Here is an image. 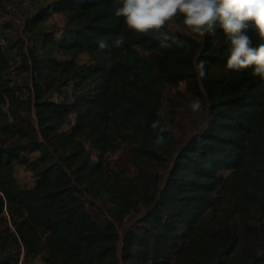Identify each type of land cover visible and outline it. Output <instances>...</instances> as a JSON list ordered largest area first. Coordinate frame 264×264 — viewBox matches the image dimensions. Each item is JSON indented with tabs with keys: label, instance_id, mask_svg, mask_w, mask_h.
Masks as SVG:
<instances>
[{
	"label": "trees",
	"instance_id": "trees-1",
	"mask_svg": "<svg viewBox=\"0 0 264 264\" xmlns=\"http://www.w3.org/2000/svg\"><path fill=\"white\" fill-rule=\"evenodd\" d=\"M121 6L53 0L25 18L23 35L0 45V264H35L38 256L45 264H120L121 257L131 264H264V82L251 68L226 69L219 26L200 37L178 13L173 20L183 32L166 23L159 32L133 33L114 15ZM54 15L64 17L62 27L49 23ZM120 34L125 41L114 47ZM162 34L170 37L164 47ZM249 35L253 47L264 43L254 28ZM101 41L108 46L100 49ZM14 68L30 73L32 85H17L9 77ZM182 82L206 96L208 119L180 145L162 107L167 89ZM121 143L138 173L110 183L104 154ZM172 156L167 178L151 183L146 163ZM17 165L35 173L34 187L20 185ZM87 191L113 196L120 217L136 207L137 194L148 203L121 253L116 223L93 217Z\"/></svg>",
	"mask_w": 264,
	"mask_h": 264
},
{
	"label": "clouds",
	"instance_id": "clouds-1",
	"mask_svg": "<svg viewBox=\"0 0 264 264\" xmlns=\"http://www.w3.org/2000/svg\"><path fill=\"white\" fill-rule=\"evenodd\" d=\"M178 13L183 15V25L200 37L215 35L219 26L228 45L226 69L251 68L252 75L264 82V43L253 47L249 35V30L254 28L258 38L264 41V0H122V6L114 15L123 18L126 29L143 34L159 32ZM168 39L169 36L162 34V47L167 46ZM124 41V35L120 34L113 46L120 47ZM107 46L103 41L98 44L100 49ZM198 70L201 78L206 76L204 61L199 63ZM190 107L193 111L198 110L199 100H194ZM162 141L163 137L158 136L157 143Z\"/></svg>",
	"mask_w": 264,
	"mask_h": 264
},
{
	"label": "rangeland",
	"instance_id": "rangeland-1",
	"mask_svg": "<svg viewBox=\"0 0 264 264\" xmlns=\"http://www.w3.org/2000/svg\"><path fill=\"white\" fill-rule=\"evenodd\" d=\"M33 0L29 1L32 3ZM24 3L26 1L23 0ZM12 12L14 10L11 8ZM15 13V12H14ZM15 15V14H14ZM13 15V16H14ZM65 19L61 15H54L50 24L56 23L59 27L64 25ZM168 26L174 32H183L181 26L175 22L173 19L169 20ZM22 29H19V34L21 35ZM18 36L15 35L12 39L8 37L10 40H16ZM12 59H15L16 65L20 62V58L12 51L10 53ZM87 56H82L81 60H87ZM10 78L17 85H32V77L30 73H20L16 68L12 70L9 75ZM59 100H61L58 97ZM198 99L200 102V108L196 111H193L190 105L194 102V100ZM163 119L169 129L175 134L177 139L179 140L180 145L188 141L192 136L201 132L206 125V121L208 119V102L206 96L198 95L193 92L185 82H182L178 86L169 87L165 93L164 101H163ZM32 125H35V116L31 119ZM71 124L65 125L63 127L64 130H69ZM89 146V144H86ZM39 155L38 152L32 153L30 155L31 159H35ZM98 151L93 152V162L96 163L98 161ZM104 163L106 166V170L110 173L109 182L113 181L114 176H119L125 178L127 181L136 177L138 173V169L134 163V158L132 152L128 149V147L121 143L118 148L114 151L108 152L104 154ZM174 162V156L171 159L166 161L165 163L159 162H148L146 163V171L150 176V182L154 184L164 181L169 171L171 170ZM16 178L22 187L32 188L35 186L37 177L35 173L30 169V167L26 165H17L16 167ZM137 180V179H136ZM140 188L138 187V190ZM142 190V189H141ZM140 194H137V202L136 207L133 208L130 212L125 214L123 217H120L119 214V205L115 203V199L113 196H109L108 194H102L101 196H93L90 192L85 193V197L87 199V207L92 213L93 217L101 223L104 218H109L113 220L117 227L121 236L120 241V252L122 251L124 239L126 234L138 228L141 224V218L145 214L148 203L139 198ZM43 256H38L35 260V264H45L43 261ZM121 257V254H120ZM174 259L171 260V263L174 264ZM120 264H131L127 261H124L122 257L120 258Z\"/></svg>",
	"mask_w": 264,
	"mask_h": 264
},
{
	"label": "crops",
	"instance_id": "crops-1",
	"mask_svg": "<svg viewBox=\"0 0 264 264\" xmlns=\"http://www.w3.org/2000/svg\"><path fill=\"white\" fill-rule=\"evenodd\" d=\"M52 1L33 0L32 3H24L23 0H0V31L6 38L12 39L15 35H20L19 29L21 28V35H23L25 18L35 14L41 6ZM11 8L15 13L12 12Z\"/></svg>",
	"mask_w": 264,
	"mask_h": 264
},
{
	"label": "built area",
	"instance_id": "built-area-1",
	"mask_svg": "<svg viewBox=\"0 0 264 264\" xmlns=\"http://www.w3.org/2000/svg\"><path fill=\"white\" fill-rule=\"evenodd\" d=\"M26 2H29L31 0H24ZM6 36L0 31V45H4L6 43Z\"/></svg>",
	"mask_w": 264,
	"mask_h": 264
}]
</instances>
